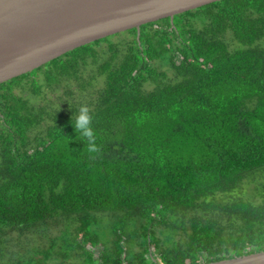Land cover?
Returning a JSON list of instances; mask_svg holds the SVG:
<instances>
[{
	"label": "trees",
	"instance_id": "16d2710c",
	"mask_svg": "<svg viewBox=\"0 0 264 264\" xmlns=\"http://www.w3.org/2000/svg\"><path fill=\"white\" fill-rule=\"evenodd\" d=\"M118 34L0 83V264L264 250V0ZM81 104L98 153L71 123Z\"/></svg>",
	"mask_w": 264,
	"mask_h": 264
},
{
	"label": "water",
	"instance_id": "95a60500",
	"mask_svg": "<svg viewBox=\"0 0 264 264\" xmlns=\"http://www.w3.org/2000/svg\"><path fill=\"white\" fill-rule=\"evenodd\" d=\"M218 0H0V83L100 38ZM16 249V248H15ZM202 264H264V250Z\"/></svg>",
	"mask_w": 264,
	"mask_h": 264
},
{
	"label": "clouds",
	"instance_id": "9594fccd",
	"mask_svg": "<svg viewBox=\"0 0 264 264\" xmlns=\"http://www.w3.org/2000/svg\"><path fill=\"white\" fill-rule=\"evenodd\" d=\"M154 26L158 27L157 24ZM93 121L94 117L92 111L87 104H81L77 111L74 112L71 119V123L74 125V129L78 133V137L84 139L85 150L88 153H98L100 151V148L96 143L95 131L92 127Z\"/></svg>",
	"mask_w": 264,
	"mask_h": 264
},
{
	"label": "rangeland",
	"instance_id": "374dc122",
	"mask_svg": "<svg viewBox=\"0 0 264 264\" xmlns=\"http://www.w3.org/2000/svg\"><path fill=\"white\" fill-rule=\"evenodd\" d=\"M124 33H125V31H122V32H119V34L117 35V36H119V35H124ZM117 34V33H116ZM114 35V34H113ZM111 36V35H110ZM263 43H264V40H263ZM251 183H254L255 184V182L254 181H250ZM262 182H264V178L262 179ZM15 235V234H14Z\"/></svg>",
	"mask_w": 264,
	"mask_h": 264
},
{
	"label": "flooded vegetation",
	"instance_id": "af4514ba",
	"mask_svg": "<svg viewBox=\"0 0 264 264\" xmlns=\"http://www.w3.org/2000/svg\"><path fill=\"white\" fill-rule=\"evenodd\" d=\"M163 19H165V18H163ZM161 20H162V19L158 20V22L161 21Z\"/></svg>",
	"mask_w": 264,
	"mask_h": 264
}]
</instances>
